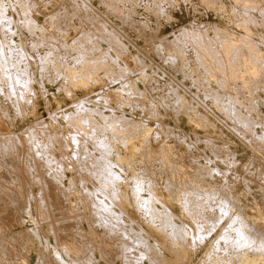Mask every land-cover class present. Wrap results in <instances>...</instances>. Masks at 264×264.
I'll return each mask as SVG.
<instances>
[{
  "label": "rangeland",
  "instance_id": "374dc122",
  "mask_svg": "<svg viewBox=\"0 0 264 264\" xmlns=\"http://www.w3.org/2000/svg\"><path fill=\"white\" fill-rule=\"evenodd\" d=\"M0 264H264V0H0Z\"/></svg>",
  "mask_w": 264,
  "mask_h": 264
},
{
  "label": "bare ground",
  "instance_id": "6f19581e",
  "mask_svg": "<svg viewBox=\"0 0 264 264\" xmlns=\"http://www.w3.org/2000/svg\"><path fill=\"white\" fill-rule=\"evenodd\" d=\"M241 124V123H240Z\"/></svg>",
  "mask_w": 264,
  "mask_h": 264
}]
</instances>
